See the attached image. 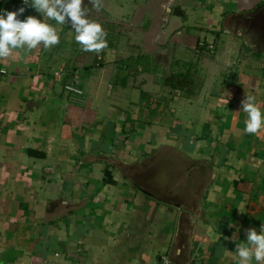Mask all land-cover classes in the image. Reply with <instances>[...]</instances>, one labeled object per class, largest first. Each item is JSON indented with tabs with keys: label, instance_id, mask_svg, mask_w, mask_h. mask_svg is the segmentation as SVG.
Wrapping results in <instances>:
<instances>
[{
	"label": "crops",
	"instance_id": "0c3cea01",
	"mask_svg": "<svg viewBox=\"0 0 264 264\" xmlns=\"http://www.w3.org/2000/svg\"><path fill=\"white\" fill-rule=\"evenodd\" d=\"M100 2L83 5L106 31L99 53L66 17L46 21L57 45L0 58V264H238L264 225V128L245 133L243 111L251 95L264 114V0ZM61 66L83 104L54 79ZM164 150L196 164L182 173ZM155 163L181 203L153 196Z\"/></svg>",
	"mask_w": 264,
	"mask_h": 264
},
{
	"label": "clouds",
	"instance_id": "9594fccd",
	"mask_svg": "<svg viewBox=\"0 0 264 264\" xmlns=\"http://www.w3.org/2000/svg\"><path fill=\"white\" fill-rule=\"evenodd\" d=\"M21 3L34 8L42 19L31 15L20 19L25 7L16 11L0 9V58L9 57L15 49H35L41 42L45 49L57 45L60 42L57 27L46 21L65 26L66 17L72 24L70 30L75 33L74 39L83 51L99 53L106 47L102 26L86 15L84 0H21ZM93 6L99 9L102 6L100 0H93ZM247 100L249 102L243 107L247 113L244 132L255 134L264 128V114L256 106L253 96H247ZM235 256L238 264H264V225L259 234L255 229L248 230L247 242L237 245Z\"/></svg>",
	"mask_w": 264,
	"mask_h": 264
},
{
	"label": "water",
	"instance_id": "95a60500",
	"mask_svg": "<svg viewBox=\"0 0 264 264\" xmlns=\"http://www.w3.org/2000/svg\"><path fill=\"white\" fill-rule=\"evenodd\" d=\"M144 172H145L144 176L146 177H143V179L145 180L149 179V182H147L146 185L148 187L153 188L154 190L153 196L159 197L162 201L168 202V200H170L175 203H181V202H178V199L176 200L172 198L174 193H175V196H177L176 193L180 189L179 187L176 186V183H174V180L172 179L171 168L169 166H167L165 163H162V164L155 163V164L150 165L149 168L145 169ZM130 174L131 173H129V175ZM131 176H128V177L131 178V180L134 182V180H136L135 176H138V175L135 172L131 174ZM168 256L174 262V264H176V262L171 257V255L169 254Z\"/></svg>",
	"mask_w": 264,
	"mask_h": 264
},
{
	"label": "built area",
	"instance_id": "2783aa9c",
	"mask_svg": "<svg viewBox=\"0 0 264 264\" xmlns=\"http://www.w3.org/2000/svg\"><path fill=\"white\" fill-rule=\"evenodd\" d=\"M20 7H24V5L21 3V0L11 3L12 11H16ZM19 18L24 19L25 17L20 16ZM200 45H204V43L201 42ZM208 48L213 49L214 45L210 44L208 45ZM53 77L56 81L63 82L64 91L70 102L76 104H83L85 102V95L83 89L80 86V80L76 70H68L61 66L53 72ZM158 264H174V262L169 258L168 255H163Z\"/></svg>",
	"mask_w": 264,
	"mask_h": 264
},
{
	"label": "rangeland",
	"instance_id": "374dc122",
	"mask_svg": "<svg viewBox=\"0 0 264 264\" xmlns=\"http://www.w3.org/2000/svg\"><path fill=\"white\" fill-rule=\"evenodd\" d=\"M178 155H180V154H178L175 151H172V150H169V151L168 150H164L163 151V154H161V158L167 160V157L169 156V160L171 161L172 165L178 166V167L180 166L181 167L180 168V171L182 173H184L185 171H187V166L190 167V168H192L191 165L196 164L195 162H189L187 159L183 158L182 156H181L182 158L179 156V158L182 159V162H183V163H180L178 161V157H177ZM193 169L197 172V175L199 177L202 176L203 171L201 169V165L200 164H197L196 167H193ZM195 185H196V183H195Z\"/></svg>",
	"mask_w": 264,
	"mask_h": 264
}]
</instances>
